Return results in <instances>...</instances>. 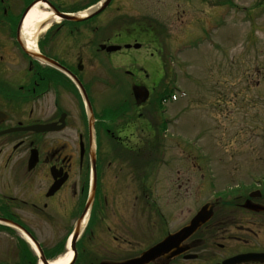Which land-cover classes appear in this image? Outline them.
<instances>
[{"label":"flooded vegetation","instance_id":"obj_1","mask_svg":"<svg viewBox=\"0 0 264 264\" xmlns=\"http://www.w3.org/2000/svg\"><path fill=\"white\" fill-rule=\"evenodd\" d=\"M45 1L68 14L104 4L82 22L62 21L59 41L40 46L42 53L72 76L31 58V50L20 38L27 8ZM185 1L189 3L150 0L158 11L146 15L135 6L143 0H0V217L30 228L19 216L26 207L50 226L73 227L90 203L77 239L67 236L51 242L31 227L50 264L70 251L69 264L136 259L193 216L179 223V192L182 188L189 193L190 178L181 180L166 143L148 140L147 106L137 105L123 91L111 110L100 104L96 93L100 84L160 83L164 53L173 50V38L179 36L175 22L177 32L168 34L161 12L170 10L168 20L177 19L180 8L187 12L185 4L194 0ZM200 1L201 7L210 8V0ZM135 43L140 47H125ZM113 44L121 48L109 51L107 47ZM72 77L86 89L92 125L83 94ZM38 124H54L57 130L31 129ZM33 151L37 162L30 167ZM57 185V191L49 195ZM248 199L264 206V189L250 190L232 202L217 201L213 218L187 240V251L168 263L159 259L148 264H221L241 253L264 252V209L244 208ZM237 230L242 237L234 235ZM15 240L12 254H4L0 243V264H5L4 259L16 264L20 255L16 245H22L24 260L31 256L29 264H40L32 245L28 254L22 239Z\"/></svg>","mask_w":264,"mask_h":264},{"label":"rangeland","instance_id":"obj_2","mask_svg":"<svg viewBox=\"0 0 264 264\" xmlns=\"http://www.w3.org/2000/svg\"><path fill=\"white\" fill-rule=\"evenodd\" d=\"M223 1L211 0L208 8L194 0L185 4L189 6L187 12L180 8L178 20H168L170 10L161 12L168 34L177 32L174 22L179 25V36L173 38V44L178 46L190 40L191 46L185 47L176 60L180 88L174 92L177 100L165 102L167 112L163 114L169 118V122H164L168 126L167 155L177 163L181 180L190 178L189 193L182 188L179 192V223L195 214L209 198L234 200L264 184V0ZM152 4L143 0V4L135 6L148 15L158 11L157 5ZM203 10L206 12L201 13ZM215 24L220 27L213 29ZM207 29L213 32L211 42L207 40L196 47L192 39ZM124 90L129 93V85ZM96 91L107 99L100 104L119 100L115 87L99 85ZM153 102L154 97L146 110L149 130L160 123L166 126ZM163 104L161 101L158 106ZM158 134L157 131L147 135L149 140L152 137L158 142ZM191 139L195 147H190ZM19 216L37 236L49 237L51 242L69 236L72 230L71 225L50 226L26 207ZM235 234L243 236L239 230ZM19 236L17 232L0 231L4 254L16 252L14 243Z\"/></svg>","mask_w":264,"mask_h":264},{"label":"water","instance_id":"obj_3","mask_svg":"<svg viewBox=\"0 0 264 264\" xmlns=\"http://www.w3.org/2000/svg\"><path fill=\"white\" fill-rule=\"evenodd\" d=\"M61 17H65L72 20H81V18L71 17L67 15H61ZM36 56L42 57L43 59L58 65L57 62L49 58L40 55H36ZM136 96L143 97L142 99L144 101L148 97V92L145 91L138 94V92L136 91ZM49 129L50 128L47 126H40L37 128V130H49ZM246 206L251 207L249 204H247ZM212 215H213V205L212 203H208L202 207V209L197 213V215L191 220V222L188 225H186L176 233L169 235L162 242L158 243L157 245L146 251L141 257L134 259L132 261H127L118 264H146L156 259L164 258L168 260L179 255L186 249L185 247H183V244L187 240V238L191 236L197 229H199L204 223H206L211 218ZM78 232H79V227H77L75 235H77ZM26 234L29 237H31L30 234L28 233ZM248 260L264 261V254L241 255L240 258L237 257L232 261L225 262L224 264H229L230 262L234 263V262H241Z\"/></svg>","mask_w":264,"mask_h":264},{"label":"bare ground","instance_id":"obj_4","mask_svg":"<svg viewBox=\"0 0 264 264\" xmlns=\"http://www.w3.org/2000/svg\"><path fill=\"white\" fill-rule=\"evenodd\" d=\"M53 20H59L57 16H54L51 12L46 10L44 4L38 3L36 4L29 14L26 16L21 35L24 37L25 43L27 47H31V49H35L36 46V36L39 33L40 26L45 22ZM50 26L48 24L42 30L45 31ZM73 253L70 251L67 255L59 260L53 262L52 264H69L72 260ZM16 264H29L27 260H24L22 257V253H20L19 258L16 260Z\"/></svg>","mask_w":264,"mask_h":264}]
</instances>
